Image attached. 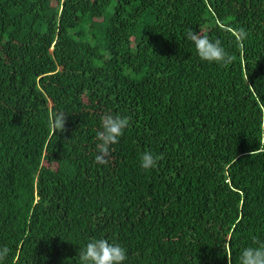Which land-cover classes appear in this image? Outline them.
<instances>
[{"label":"trees","instance_id":"obj_1","mask_svg":"<svg viewBox=\"0 0 264 264\" xmlns=\"http://www.w3.org/2000/svg\"><path fill=\"white\" fill-rule=\"evenodd\" d=\"M190 29L233 61H201ZM105 114L130 123L97 165ZM92 238L126 264H240L264 242V0H0L6 264H80Z\"/></svg>","mask_w":264,"mask_h":264},{"label":"clouds","instance_id":"obj_2","mask_svg":"<svg viewBox=\"0 0 264 264\" xmlns=\"http://www.w3.org/2000/svg\"><path fill=\"white\" fill-rule=\"evenodd\" d=\"M243 30L239 33L238 39H243ZM187 39L195 47L196 55L201 61L227 65L234 59L233 55L222 45L220 39L210 38L201 32L189 30ZM130 118L120 114H105L100 120V129L96 132L94 161L97 165L108 163L111 148L118 143L124 130L129 126ZM65 125V114L58 113L51 122L56 130H63ZM159 157L154 156L150 151H144L140 155V167L150 170L157 166ZM9 255V248L0 247V264H6ZM128 259L127 249L119 243L111 242L105 238H92L79 249L80 264H126ZM240 264H264V242L256 246H249L240 252Z\"/></svg>","mask_w":264,"mask_h":264}]
</instances>
